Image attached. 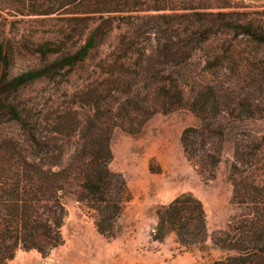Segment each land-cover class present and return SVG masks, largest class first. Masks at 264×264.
Wrapping results in <instances>:
<instances>
[{"label":"trees","instance_id":"16d2710c","mask_svg":"<svg viewBox=\"0 0 264 264\" xmlns=\"http://www.w3.org/2000/svg\"><path fill=\"white\" fill-rule=\"evenodd\" d=\"M70 7V20L80 30L91 17L100 19L83 45L41 68L8 76L3 46L15 37L2 33L26 17ZM148 11L154 13L132 14ZM111 12H128L149 23L123 33L107 58L94 64L103 76L84 80L74 104L61 108L53 124L48 122L59 137L40 138L28 130L29 138L1 140L0 264H8L20 250L46 256L63 243L64 195L87 208L99 234L116 236L131 199L123 175L109 166V142L116 128L137 134L154 113L187 104L197 123L182 129V153L199 173L212 178L224 161L229 127L264 119V0H0V98L24 84L83 66L101 45L98 35L112 29ZM145 32L155 38L153 46L135 39ZM38 49L43 54L56 51L50 42ZM196 57L204 62V78L189 73V62ZM10 111L25 127L22 112L14 105ZM241 148L235 142L229 164L231 201L251 213L209 232L202 201L182 192L156 207L152 240L162 242L172 235L180 251H207L210 239L228 253L209 264H264V178L249 175L257 160Z\"/></svg>","mask_w":264,"mask_h":264},{"label":"rangeland","instance_id":"374dc122","mask_svg":"<svg viewBox=\"0 0 264 264\" xmlns=\"http://www.w3.org/2000/svg\"><path fill=\"white\" fill-rule=\"evenodd\" d=\"M67 10L49 16L26 17L17 28H7L2 33V36L15 37L3 46L9 60L8 76L41 68L61 54L72 53L83 45L100 19L97 15L91 17L87 28L80 30L78 25H73L75 21L70 20L74 15L73 7ZM128 14H108L113 27L98 35L101 45L90 53L83 66L70 74L24 84L0 98V143L5 138H29L28 130L35 131L40 138L59 137L48 124H53L61 108L74 104L84 80L103 76L94 64L107 58L123 33L130 34L138 25L149 21ZM135 39L146 46L155 44V38L147 32ZM43 42H50V48L56 51L39 52ZM203 65L200 57L193 58L189 62V73L206 77ZM2 72L0 63V75ZM13 105L24 115L25 127L12 119L10 106ZM196 123V116L184 104L169 113H154L137 134L116 128L109 142L112 154L109 166L123 175L131 193L118 221L116 236L106 238L99 234L87 208L70 195H64L67 216L61 229L63 243L46 256L36 250H20L8 264H209L225 257L228 252L215 246L210 239L206 242L207 251L199 248L180 251L172 235L158 242L149 234L155 224L156 207L182 192H192L202 201L209 232L224 229L234 218L251 213L249 207L231 201L229 164L236 142L242 152L257 160L249 175L264 178V119H246L229 127L225 135L224 161L217 166L212 178L199 173L184 157L180 147L182 129ZM247 138L253 141L248 142Z\"/></svg>","mask_w":264,"mask_h":264}]
</instances>
